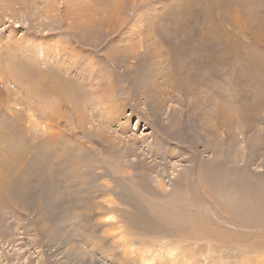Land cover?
Returning <instances> with one entry per match:
<instances>
[{"label":"rangeland","instance_id":"1","mask_svg":"<svg viewBox=\"0 0 264 264\" xmlns=\"http://www.w3.org/2000/svg\"><path fill=\"white\" fill-rule=\"evenodd\" d=\"M231 1L0 0V183L40 144L60 201L1 198L0 264H264V0Z\"/></svg>","mask_w":264,"mask_h":264},{"label":"bare ground","instance_id":"2","mask_svg":"<svg viewBox=\"0 0 264 264\" xmlns=\"http://www.w3.org/2000/svg\"><path fill=\"white\" fill-rule=\"evenodd\" d=\"M134 9V8H133ZM237 14V13H236ZM204 62V61H203ZM121 63V62H120ZM69 68V66H67ZM73 67V66H72ZM212 68V67H211ZM110 77V76H109ZM88 78V77H87ZM111 78V77H110ZM97 79V78H96ZM99 80V79H98ZM110 80V79H109ZM99 86L98 88L100 89V85L101 82H99ZM49 84L51 85L50 88H48V95L50 96V100L48 101L47 103V108H52V105L54 101H52L53 99V95L54 93L56 92L58 97L62 94V92H68L67 90L69 89H66L63 85L60 84V82L56 83L55 80L53 79V84H51L49 82ZM105 84V83H104ZM33 87H31V91H35V87H37V84L34 83L33 85H31ZM79 86V85H78ZM104 86V85H103ZM108 86V84H107ZM106 86H104L103 89H105ZM102 89V90H103ZM37 90H39L37 88ZM94 90V89H93ZM109 90V89H108ZM134 90V89H133ZM99 91V90H98ZM104 91V90H103ZM36 92V91H35ZM83 92V91H82ZM110 92V91H109ZM134 92V91H133ZM101 93V92H100ZM125 93V92H124ZM84 94V93H83ZM99 95V93H97ZM62 96V95H61ZM60 96V97H61ZM65 96V95H64ZM105 96V95H104ZM107 98V97H106ZM101 99V98H100ZM109 100V99H108ZM106 102V101H105ZM102 104V103H101ZM110 108V107H109ZM50 114V118L54 119L55 121V125L53 126L52 124L50 125H47L46 126V131L48 132V136L47 138V141L48 143L50 144H55V142L58 140V139H61V136L59 138H57V131L59 132H62L60 129H59V124L57 122V120L51 115L52 113H49ZM80 115V114H79ZM41 123L38 121V122H35V128L38 127V125H40ZM66 136L63 134V137ZM66 140L69 141V139L67 138L66 136ZM107 141V140H106ZM108 142V141H107ZM222 142V140H221ZM101 143V142H100ZM43 145V143H42ZM37 146V149H38V152H36L35 154L32 155V160L31 159H28V172H27V176L25 177H19L17 175L13 176L10 178V180L6 181V182H1L0 183V194H3V193H7L8 196L7 197H0V203H1V198L2 199V202L4 204H7L9 205L8 207L5 205V208H10L11 212L13 213V211L15 213H18L19 211L23 212L27 210V214H29L28 211H31V210H40V208L42 209L45 208L46 204L48 203V206L46 207V209H48L49 211H51L52 207L58 205L60 203V201L57 199L58 197H54L55 195V192H56V189H55V186L56 184L58 183V178L56 177V174L58 175L59 172H57L56 169H54V165H53V157H54V154H48L47 158L44 157L46 155V153L44 154L43 150L41 149L40 150V147L41 146L40 144L36 145ZM83 146V145H82ZM84 148V147H83ZM45 150V149H44ZM55 161V160H54ZM46 162V165H47V170L46 171H43L44 170V164ZM0 163H4L3 161H0ZM31 164V165H30ZM30 165V166H29ZM53 167V168H52ZM96 168L98 169V165L96 166ZM99 168H101V166H99ZM105 172V171H104ZM104 172H100V171H96V175H103ZM45 173L46 174V178H42L41 175ZM106 173V172H105ZM40 176V177H39ZM39 177V178H38ZM36 179H38L36 181ZM36 181V182H35ZM38 186H40V189L43 193H41V196H44L46 195L48 192H49V189H53L52 191H50L48 193V196L46 197V202H45V206L43 204V200L39 201V205L35 203L34 201V195L33 194H27L26 192L30 189L32 190L33 188H35L36 190L39 188ZM23 189V190H22ZM39 189V190H40ZM29 190V191H30ZM34 190V189H33ZM26 191V192H25ZM40 191V192H41ZM39 192V194H40ZM34 193H37L36 191ZM40 197V195H38ZM37 197V195H36ZM38 198V197H37ZM5 199V200H4ZM4 200V201H3ZM179 200V201H178ZM9 204H8V203ZM174 204H181L183 202L182 200V197H176V199L174 201ZM181 202V203H180ZM2 204V203H1ZM39 206V208L36 207ZM170 205V204H169ZM172 205V204H171ZM170 205V206H171ZM2 206V205H0ZM52 206V207H51ZM111 205L109 204H106L104 205V209H109ZM179 206V205H178ZM169 207V206H168ZM172 207V206H171ZM3 208V207H2ZM4 209V208H3ZM5 211V210H4ZM162 213H166L167 215V210H161ZM20 212V213H21ZM170 212H172L170 210ZM170 212H168L169 214V218H170ZM11 215V214H10ZM167 215V216H168ZM14 216V215H13ZM19 216V214H18ZM17 216V217H18ZM141 216V215H140ZM20 217V216H19ZM171 218H173V221H175L176 223L177 222H183L184 219H186V217L184 216V214L182 213V211L180 209H176V211H173L172 214H171ZM52 219V218H51ZM134 219V218H133ZM138 219V218H137ZM133 223V222H132ZM143 223V222H142ZM141 223V224H142ZM179 224V223H178ZM198 224V223H197ZM29 226H26V228H28ZM194 229H197V231H194V238H196V240H199V239H203V240H207L206 237H205V233H204V229H208L206 228L205 226L204 227H201L199 225H196L194 226ZM193 230V229H192ZM186 233H190L188 231H185ZM3 233V232H2ZM203 233V234H202ZM206 235H210V234H206ZM210 236H213V235H210ZM46 237L48 238V236L44 235V239L43 242L46 243L47 246H51L52 242L49 240L48 238V241L46 240ZM209 240V239H208ZM13 242V241H12ZM44 243V244H45ZM68 243V242H67ZM43 244V245H44ZM211 244V243H210ZM209 244V245H210ZM46 246V247H47ZM134 246V244H130L129 246V249L131 250ZM213 246V244H212ZM43 249V248H42ZM202 250V249H201ZM128 251V250H127ZM169 251V250H168ZM20 252V251H19ZM130 254L131 252L128 251ZM165 252V251H164ZM204 252V251H203ZM210 252V251H208ZM213 252V251H212ZM179 249H172L170 250V253L166 254V256L163 255V258H170L171 260L173 258H175L176 256L179 255ZM67 254V253H66ZM145 259H146V262H151V260L153 259V253L150 252L148 254L145 255ZM160 259V258H159ZM162 259V257H161ZM190 258L187 257V259L185 260L184 263H181V262H175L176 264H191L189 262H187ZM255 259V258H254ZM117 260V259H116ZM118 260H121L119 262V264H125V262L127 263V261L129 262H132V264L134 262H136V259H134V257L132 255H130L129 257L125 256L122 254V257ZM168 260V259H166ZM165 260V262H166ZM253 260V259H252ZM261 262V259L259 260ZM255 263V262H254ZM138 264H143V263H138ZM220 264V263H219ZM222 264V263H221Z\"/></svg>","mask_w":264,"mask_h":264},{"label":"crops","instance_id":"3","mask_svg":"<svg viewBox=\"0 0 264 264\" xmlns=\"http://www.w3.org/2000/svg\"><path fill=\"white\" fill-rule=\"evenodd\" d=\"M244 1H252V0H233L230 2V7H228L227 5L223 8L221 7L223 10H225L226 12L228 11V14L225 16L227 18L228 21H226L227 24H235L236 20H237V15L240 11V16L244 15V5H247L246 3H244ZM243 11V12H242ZM237 13V14H236ZM235 22V23H234ZM253 21L251 22H247V24L251 25Z\"/></svg>","mask_w":264,"mask_h":264}]
</instances>
